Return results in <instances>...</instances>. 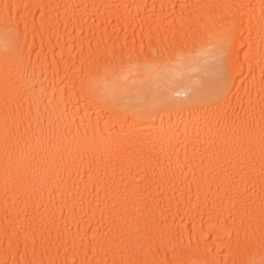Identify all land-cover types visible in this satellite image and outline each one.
<instances>
[{
  "label": "bare ground",
  "instance_id": "1",
  "mask_svg": "<svg viewBox=\"0 0 264 264\" xmlns=\"http://www.w3.org/2000/svg\"><path fill=\"white\" fill-rule=\"evenodd\" d=\"M240 3L259 0H0V259L10 254L26 264L40 258L41 241L62 245L68 239L79 258V238L97 225L113 236L123 230L120 239L130 246L128 237L149 221L156 225L153 248L160 259L259 264L264 193L258 174L255 188L243 196L226 193L217 180L226 128L215 109L227 100L258 114L261 67L240 28L235 51L243 75L238 71L221 94L220 51L210 37L222 22L197 7ZM128 4L142 7H123ZM5 13L26 46L27 73L35 70L14 75L7 94L4 45L11 33L3 26ZM185 36L187 46L158 67L142 63L143 57L127 58L142 46L170 47ZM123 44L128 47L121 50ZM113 46L115 55L125 54L115 74L104 71ZM197 97L208 101L197 106V115L177 116L169 107ZM6 163L19 168L7 194ZM242 201H251L247 211Z\"/></svg>",
  "mask_w": 264,
  "mask_h": 264
},
{
  "label": "snow or ice",
  "instance_id": "2",
  "mask_svg": "<svg viewBox=\"0 0 264 264\" xmlns=\"http://www.w3.org/2000/svg\"><path fill=\"white\" fill-rule=\"evenodd\" d=\"M6 9L8 5L4 6ZM110 7H121L113 5ZM124 8L140 9L142 6L138 4L123 5ZM163 7V6H162ZM183 7V6H182ZM197 7L206 8L213 16H217L221 21L220 31L210 37L219 48V65H218V91L221 94L226 93L229 81L235 79V74L239 71L243 75L242 70L239 69L238 59L236 56V43L238 40L239 29L245 30L247 42L245 47L248 48L251 59L261 67V85L264 86V0H259L258 4H223V5H200ZM258 9V11H257ZM220 10V11H218ZM3 26L6 32L11 33V39L4 45L5 52V92L7 94L8 88L14 79V75L24 72L25 76L34 75L35 70L31 74L27 73L25 68L26 63L30 62V57L25 55V45L20 39V32L16 23L12 20L10 14L5 13L3 16ZM102 39V38H101ZM188 39L185 36L184 41L179 44L174 40L170 47L153 48L146 50L143 46L139 53L129 51L127 58L129 61L136 56L137 60L143 57L142 63L151 65L153 67L160 66L165 60L170 61L172 56L179 50L186 47L185 41ZM111 41H109L110 43ZM99 48V45H97ZM128 47L127 44L121 45V50ZM104 51L107 52V44ZM124 52L121 51L119 56L115 55V46H113L112 64L104 68L105 72L117 73L120 68V63L124 60ZM84 75L82 71V76ZM251 79L249 76L246 78ZM244 83V81H242ZM7 104V95L5 97ZM208 101L199 97L195 99H188L183 102H175L169 105L170 108L175 109L176 115H181L184 111H188L190 115H197L199 113L198 105H203ZM195 109V111L193 110ZM215 113L221 116L225 121L226 136L220 140L221 147L218 149L219 159L217 166L221 169V176L217 177L218 181L222 180L226 193L231 192L243 196L250 193L255 188V181L257 174L260 179L261 192L264 193V99H262L259 113L249 106L233 107L225 100L221 107L217 104ZM7 116L8 113L6 112ZM215 143V142H213ZM207 151V150H206ZM217 153L214 152L213 155ZM206 157L201 158V164L205 163ZM53 160L52 163H57ZM43 163V162H42ZM47 167V164H43ZM19 168L11 163H6L5 166V193L9 191V184L16 179V173ZM245 181L248 186L244 187ZM219 187V185H218ZM11 203V199H9ZM251 201H242L241 210L247 211L248 205ZM6 214L10 209H5ZM259 214L264 217V196L261 197ZM17 218L19 212L16 213ZM103 219V218H101ZM156 228L154 222L145 221L143 230L137 228L133 236L128 237L130 246L125 245L124 240L120 239L123 230H120V236H113L111 229L107 232H100L99 225H97L96 232L86 233L85 236L79 238V249L82 250V255L77 258V248L74 246V241L68 239L64 244H46L41 241L39 247L41 249L40 258L33 259L26 262V264H174V261H166L158 258V246L153 248L154 234L153 230ZM60 237L58 235L57 241ZM119 240V243H117ZM261 247H264V232H261L258 238ZM35 242L33 251L35 252ZM61 248L65 251V258H60ZM68 251H72V259L67 258ZM175 252V249L172 250ZM127 254L129 258L123 259ZM99 255L102 258L96 260L95 257ZM111 256V259H104L103 257ZM89 256L92 259H89ZM119 256L120 258H117ZM0 264H20L14 257L10 258V254L0 259ZM183 264V262H182ZM200 264H207V262H200ZM248 264H255L254 261H249ZM259 264H264V258Z\"/></svg>",
  "mask_w": 264,
  "mask_h": 264
}]
</instances>
